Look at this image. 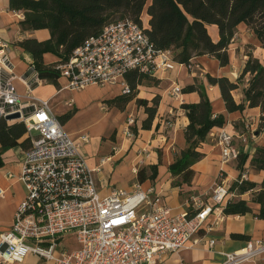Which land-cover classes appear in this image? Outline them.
<instances>
[{
	"label": "built area",
	"instance_id": "1",
	"mask_svg": "<svg viewBox=\"0 0 264 264\" xmlns=\"http://www.w3.org/2000/svg\"><path fill=\"white\" fill-rule=\"evenodd\" d=\"M8 48L0 41V120L20 114V119L6 121L24 123L30 144L19 177L26 196L13 227L0 236V264L22 262L28 255L55 264H154L188 247L214 211L223 214L234 196L232 185L224 180L211 193L213 205H199L191 213L175 212L153 187L145 189L140 183L132 192L115 190L102 197L95 177L100 169L91 167L83 155L90 136L74 139L49 101L33 95L34 87L44 81L34 66L32 75L24 80L26 98L19 94ZM176 65L171 52L158 51L140 24L124 18L106 24L67 60L59 61L55 70L67 80L66 89L71 92L90 86H120L122 94L129 95L132 90L126 75L131 71L154 74L174 70ZM182 93L179 86L172 89L173 96ZM126 134L134 137L129 127ZM216 137L223 160H237L240 150L234 135L222 129ZM240 181H246V176ZM4 194L0 186V197ZM67 235H73L77 247L60 243ZM263 252L264 241L250 242L241 251L224 254L221 264H242Z\"/></svg>",
	"mask_w": 264,
	"mask_h": 264
},
{
	"label": "crops",
	"instance_id": "2",
	"mask_svg": "<svg viewBox=\"0 0 264 264\" xmlns=\"http://www.w3.org/2000/svg\"><path fill=\"white\" fill-rule=\"evenodd\" d=\"M23 19V11L11 9L10 0H0V41L9 46L8 56L15 75L14 84L25 99L28 90L24 80L28 79L32 57L18 46V42L28 37L46 41L51 35L49 30L21 33L19 23ZM143 20H147L146 12ZM209 31L212 38L218 40L217 28L210 26ZM249 46L253 48H248ZM248 53H252L264 64V48L257 36L242 23L238 26V32L228 49L230 59L228 66L221 67L215 58L201 56L194 59L193 72L186 65L180 64H177L174 70H159L151 75V79L144 80L138 87L137 98L129 102L123 110L108 107L105 103L123 95L120 86H108L110 96L94 98L85 92L98 87L90 86L80 92H71L66 89L67 80L60 78L59 87L43 81L34 88L33 95L48 100L50 105L60 98V103L64 102L61 110L54 111L53 107H50L64 129L74 139L82 134L90 136V142L84 147L83 155L91 167L100 169L95 177L102 197L109 196L115 190L132 192L134 185L140 183L145 189L153 187L175 212L186 213L192 208L197 209L199 205H213L209 195L215 185L222 180L228 185L240 181L243 175L246 176V181L258 185L264 180V171L252 166L250 160L246 162L243 170L238 169L237 160L225 162L216 137L222 129L231 133L234 135V141L240 144L237 148L249 154L251 159L256 148L264 146V130L261 132L255 130L260 124L262 115L260 108L247 107L242 112L229 113L220 88L210 85L207 79L209 74L213 77H227L230 81L236 82L244 70ZM44 61L50 65L57 63L59 58L53 54H46ZM249 79L247 76L240 88L233 92L237 103L243 101L244 89L249 85ZM196 82L205 86L213 113L223 115L226 123L221 128H214L206 142L201 145L200 151L206 156L193 167L195 176L192 185L182 190L180 187L172 186L169 168L174 163L176 155L187 147L185 129L189 119L181 106L198 103L200 96L193 92L182 93L176 97L172 95V89L175 86L184 89ZM157 96L160 97V104L152 128L142 129L147 114L143 108H139L137 99L152 102ZM70 113H73L72 116L65 118ZM129 121H132L130 125ZM128 127L134 135L133 138L126 134ZM250 132L254 133L251 140L248 137ZM27 139L25 134L19 143ZM26 149L19 145L2 150L0 143V186L5 191L4 196L0 197V236L13 227L16 211L26 196L25 186L19 178ZM102 159L109 160L101 163ZM154 165H158L156 179L152 181L147 178L140 182L138 172L143 170L144 176H149L150 167ZM221 174L223 178H220ZM238 197L239 195L234 192L232 198ZM249 204L254 213L259 212L260 205ZM233 234L246 235L249 240L233 239L231 237ZM259 241H264V219H258L254 214L225 216L219 211H214L188 247L157 259L154 264H221L225 260L224 254L241 251L248 243ZM60 243L67 248L77 247L73 235L65 236ZM10 264L55 263L28 255L22 262ZM242 264H264V252Z\"/></svg>",
	"mask_w": 264,
	"mask_h": 264
},
{
	"label": "trees",
	"instance_id": "3",
	"mask_svg": "<svg viewBox=\"0 0 264 264\" xmlns=\"http://www.w3.org/2000/svg\"><path fill=\"white\" fill-rule=\"evenodd\" d=\"M10 6L13 10L23 11L24 19L19 23L21 33L49 30L50 39L39 41L28 37L18 42V46L31 55V67L34 66L40 79L56 87H59L60 79V73L55 70L57 63L67 60L89 37L97 35L106 24L118 19L129 18L140 24L158 51L171 52L174 61L186 65L191 72L194 71V59L201 56L215 58L221 67L228 66V49L242 23L257 36L264 48V0H10ZM145 12L146 21L143 20ZM210 26L217 28L218 40L212 38ZM46 54L55 55L59 61L47 65L44 61ZM247 56L244 70L236 82L227 77H213L209 74L207 79L210 85L220 88L229 113L242 112L247 107L260 108L262 115L257 131L261 132L264 130V64L252 53ZM32 73L33 70L30 69L27 78ZM151 75L131 71L126 75V81L132 93L105 103L108 107L123 110L129 102L137 98L138 87L144 80L151 79ZM247 76L250 79L249 85L244 89V99L237 103L233 92L240 88ZM182 91L197 92L200 96L198 103L181 106L189 119L185 129L187 147L176 155L169 168L172 186L186 190L192 185L195 176L194 165L206 156L200 151L201 145L206 142L214 128L225 125L226 119L223 115L213 113L203 84L196 82ZM159 104V96L152 102L137 99V105L147 114L142 129L152 128ZM72 114H67L65 118H70ZM25 134L24 123L10 124L5 119L0 120L2 150L19 145L28 148L29 139L19 143ZM249 160L252 166L264 171V146L257 147L251 159L249 154L240 151L238 169L243 170ZM150 168L149 176H144L143 170L138 172L140 182L147 178L152 181L156 179L158 165ZM231 191L236 192L239 197L228 200L223 209L225 216L254 214L258 219H264V180L260 185L250 181H237L231 186ZM249 203L260 205L259 212L254 213ZM231 237L249 240L248 236L241 234H233Z\"/></svg>",
	"mask_w": 264,
	"mask_h": 264
},
{
	"label": "rangeland",
	"instance_id": "4",
	"mask_svg": "<svg viewBox=\"0 0 264 264\" xmlns=\"http://www.w3.org/2000/svg\"><path fill=\"white\" fill-rule=\"evenodd\" d=\"M11 64H12V62H11ZM85 93L87 95H89V96L94 97V98L95 97L96 98H101V97H108V96H110V93L111 92H110V90H109L108 87H98L96 89L87 90ZM62 98L64 99V96H62ZM60 102H61V99L59 98L56 101H54L53 104L50 105L51 107H53L54 111H58V110H61L63 108V103L64 102H62V103H60ZM255 130H258V128H256ZM253 134H254L253 132H250L248 134L249 135L248 137H249L250 140L252 139ZM234 143H235L236 146L240 145L239 143H237L235 141H234ZM209 196H211V194Z\"/></svg>",
	"mask_w": 264,
	"mask_h": 264
},
{
	"label": "water",
	"instance_id": "5",
	"mask_svg": "<svg viewBox=\"0 0 264 264\" xmlns=\"http://www.w3.org/2000/svg\"><path fill=\"white\" fill-rule=\"evenodd\" d=\"M17 119H20V114H15V115L6 117V120L8 121L17 120Z\"/></svg>",
	"mask_w": 264,
	"mask_h": 264
},
{
	"label": "clouds",
	"instance_id": "6",
	"mask_svg": "<svg viewBox=\"0 0 264 264\" xmlns=\"http://www.w3.org/2000/svg\"><path fill=\"white\" fill-rule=\"evenodd\" d=\"M24 251V249H21V252H23Z\"/></svg>",
	"mask_w": 264,
	"mask_h": 264
}]
</instances>
